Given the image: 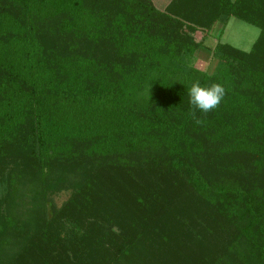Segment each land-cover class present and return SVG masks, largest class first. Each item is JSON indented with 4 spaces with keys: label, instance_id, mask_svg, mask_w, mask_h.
<instances>
[{
    "label": "trees",
    "instance_id": "trees-1",
    "mask_svg": "<svg viewBox=\"0 0 264 264\" xmlns=\"http://www.w3.org/2000/svg\"><path fill=\"white\" fill-rule=\"evenodd\" d=\"M0 264H264V0H0Z\"/></svg>",
    "mask_w": 264,
    "mask_h": 264
},
{
    "label": "rangeland",
    "instance_id": "rangeland-1",
    "mask_svg": "<svg viewBox=\"0 0 264 264\" xmlns=\"http://www.w3.org/2000/svg\"><path fill=\"white\" fill-rule=\"evenodd\" d=\"M156 7L163 8L169 0H152ZM259 29L236 18H230L228 23L222 27L216 24L203 38V48L197 51L196 57L191 60V64L197 66L202 64V70L210 73L214 67V60L211 57L210 49L218 43L228 44L238 50L248 52L259 36ZM195 37L202 40L203 32H197ZM67 192L59 193L51 198L53 204L59 207L68 198Z\"/></svg>",
    "mask_w": 264,
    "mask_h": 264
},
{
    "label": "clouds",
    "instance_id": "clouds-1",
    "mask_svg": "<svg viewBox=\"0 0 264 264\" xmlns=\"http://www.w3.org/2000/svg\"><path fill=\"white\" fill-rule=\"evenodd\" d=\"M189 103L191 106L190 114L196 124H202L203 120L197 117V111L204 116L218 108L226 95V89L219 83H212L208 87L201 86L197 80L188 89Z\"/></svg>",
    "mask_w": 264,
    "mask_h": 264
}]
</instances>
